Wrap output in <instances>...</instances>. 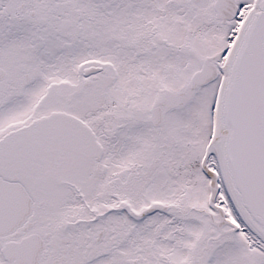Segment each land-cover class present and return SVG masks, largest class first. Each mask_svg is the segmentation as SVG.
Returning a JSON list of instances; mask_svg holds the SVG:
<instances>
[{
  "label": "snow or ice",
  "instance_id": "1",
  "mask_svg": "<svg viewBox=\"0 0 264 264\" xmlns=\"http://www.w3.org/2000/svg\"><path fill=\"white\" fill-rule=\"evenodd\" d=\"M0 264H264V0H0Z\"/></svg>",
  "mask_w": 264,
  "mask_h": 264
}]
</instances>
